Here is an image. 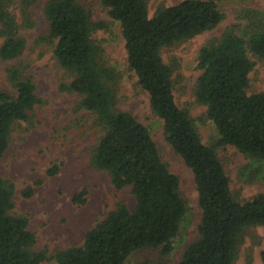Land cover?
<instances>
[{"label": "trees", "instance_id": "16d2710c", "mask_svg": "<svg viewBox=\"0 0 264 264\" xmlns=\"http://www.w3.org/2000/svg\"><path fill=\"white\" fill-rule=\"evenodd\" d=\"M38 1L0 0V60L12 61L23 54L26 42L19 34L16 7L30 26L27 11ZM101 2L120 24L128 66L163 121L167 142L194 175L202 211L199 238L177 264H234L244 233L264 227V194L245 201L234 197L216 148L202 142L189 111L178 105L173 69L162 57L165 48L216 28L224 14L213 0H184L157 10L153 17L146 0ZM43 13L49 24L46 40L55 44L58 64L72 77L61 89L80 95L81 108L94 115L104 132L91 165L106 172L117 191L130 188L135 199L133 210L120 201L86 233L81 246L57 253L54 260L125 264L134 252L146 248L171 254L187 204L179 178L162 161L148 129L117 108L115 72L102 59L104 51L94 39L106 26L93 22L78 0H46ZM241 20L247 24L245 37L233 28L201 49L197 61L201 75L194 92L218 131L217 147L232 146L248 158L264 160V92H248L255 66L251 57L264 62V13L245 10ZM7 76L15 93L0 90V158L9 148L13 125L30 122L40 103L24 69L9 67ZM86 195L87 191L76 194L73 202L85 204ZM14 196L13 184L0 179V264H42L49 258L34 251L36 240L28 220L13 214Z\"/></svg>", "mask_w": 264, "mask_h": 264}, {"label": "rangeland", "instance_id": "374dc122", "mask_svg": "<svg viewBox=\"0 0 264 264\" xmlns=\"http://www.w3.org/2000/svg\"><path fill=\"white\" fill-rule=\"evenodd\" d=\"M146 1L149 15L153 17L157 10L184 0ZM213 1L224 14V20L211 31L165 48L162 57L173 69L178 105L189 111L202 142L216 148L234 197L245 201L264 194V160L248 158L232 146L217 147L218 131L207 118L206 107L197 103L194 91L201 75L197 63L201 49L233 28L238 36L245 37L247 24L241 15L245 10L264 13V0ZM78 2L93 22L106 26L94 39L104 51L102 59L115 72L117 108L130 113L148 129L162 161L179 178L180 193L188 208L180 232L173 240L171 254L146 248L134 252L125 264H177L199 238L202 211L194 175L167 142L163 121L152 111L147 93L140 88L128 66L120 24L110 18L101 0ZM45 3L46 0H39L28 9L30 26L24 24L23 13L15 6L25 50L18 59L0 60V90L15 93L7 69L19 66L35 84L40 99L30 122L13 125L9 148L0 158V179L14 186L13 214L28 220V230L36 240L34 251L45 253L49 258L42 264H57L53 258L57 253L81 246L86 233L102 222L120 201H125L133 210L135 199L130 188L117 191L108 174L91 165L92 154L104 132L97 126L94 115L81 108L82 97L61 89L72 77L58 64L55 44L46 40L49 24L43 13ZM251 60L255 66L249 77L248 92H264V62L252 57ZM83 191H87L85 204H75L73 197ZM234 264H264V227H253L244 233Z\"/></svg>", "mask_w": 264, "mask_h": 264}]
</instances>
